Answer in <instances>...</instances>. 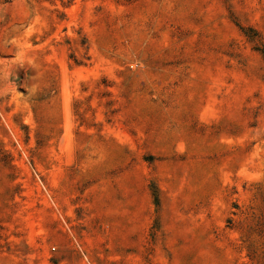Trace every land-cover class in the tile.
<instances>
[{
	"label": "rangeland",
	"instance_id": "rangeland-1",
	"mask_svg": "<svg viewBox=\"0 0 264 264\" xmlns=\"http://www.w3.org/2000/svg\"><path fill=\"white\" fill-rule=\"evenodd\" d=\"M0 264H264V0H0Z\"/></svg>",
	"mask_w": 264,
	"mask_h": 264
}]
</instances>
